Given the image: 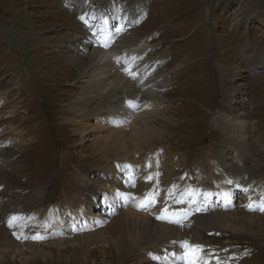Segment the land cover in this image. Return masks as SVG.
<instances>
[{"label": "rangeland", "instance_id": "1", "mask_svg": "<svg viewBox=\"0 0 264 264\" xmlns=\"http://www.w3.org/2000/svg\"><path fill=\"white\" fill-rule=\"evenodd\" d=\"M84 8L92 12V21L105 16L115 25L117 17L124 15L126 20L130 19L125 28L130 32L128 38L149 41L146 44L149 57L146 51L143 53L146 60L156 58L157 63L151 62L165 70L162 79L169 83L160 93L163 98L157 104L152 103L159 95L151 102L156 114L144 115L149 131L141 134L143 147L126 156L136 159L134 165L137 163L138 168L142 157L154 163V167L148 168L158 174L157 183H166V191L158 192L159 197L179 198L189 189L192 191L186 203L200 210L204 201L192 196L200 180L228 179L229 183L237 177L241 186L254 182L264 189V0H0V154H10L7 156L10 162L0 166V196L8 195L18 201L38 191L39 199L29 203L22 217L40 216L41 223L37 220V226L42 229L39 228L37 236L44 237L34 247L40 252L29 254L31 249H24L25 243L35 242L32 237L36 235L27 228L19 238L24 254L11 259L18 248H8L0 264H141L158 253L157 239L149 240L151 253L137 238L123 240L121 249L118 248L114 234L98 245H86L82 252L77 249V242L73 243L74 234L78 233L74 228L66 238L69 244L49 249L52 247L49 242L64 237L63 229L57 228L67 220L61 212L67 210L66 206L74 211L76 201L69 202L79 197L80 192H88L86 182H93L91 186H97L101 195L107 193L105 187L96 184L97 176L90 170L104 168L116 159L109 148H97L92 139L97 135L103 140L110 133L96 129L97 117L91 119V124L87 122L89 130L73 123L76 120L84 123L75 108L86 105L83 94H88L93 82L78 77L89 62L82 52L92 49L82 47L86 42L78 36V28L88 26L94 30L89 19L81 22ZM68 40L78 41L79 49L73 51ZM137 46L145 49L143 43ZM106 75L114 78L112 71ZM233 111L237 115L245 112L251 144L247 150L221 128L222 119ZM127 122L121 131L131 142ZM151 125L155 128L153 133ZM16 130H20L18 139L22 145L12 148L9 141ZM112 167L116 168L113 164ZM119 177L113 179L117 184L121 182ZM108 194L117 200L113 209L120 213L129 208L135 209V215L137 211L152 213L151 209L131 207L135 205V196L129 195L124 200L119 197L123 194L117 196L112 191ZM233 195L234 200L224 205L223 210H232L233 217H242L246 202L240 188ZM213 199L216 197L206 200L211 209L218 204ZM256 205L253 213L262 218L264 211L258 209L264 203ZM75 220L82 221L80 216ZM239 225L202 232L200 242L206 244L201 251L206 250L213 257L215 261L211 264H264V228L237 231ZM228 228L232 231L224 230ZM196 246L187 251H195ZM45 251L51 255L44 258L41 252ZM180 256H175L173 263ZM200 256L206 257V253L200 252Z\"/></svg>", "mask_w": 264, "mask_h": 264}, {"label": "bare ground", "instance_id": "2", "mask_svg": "<svg viewBox=\"0 0 264 264\" xmlns=\"http://www.w3.org/2000/svg\"><path fill=\"white\" fill-rule=\"evenodd\" d=\"M85 8L84 15L80 16V18L85 16L87 19L92 20V12L88 13ZM235 14H237L236 11ZM109 20L110 19L100 20L101 25H98V28L101 34L96 35L95 37H102V39L98 42L97 45L91 44L93 36H90V27L87 26L88 28L84 27V29H82L83 27L80 26V28H78V36L83 37L84 41L86 42V44L84 43L85 45L83 46L81 45V43H79V46L81 45L84 48H88L89 46L92 47L90 51L84 50L82 52L83 55L88 58L89 62L88 64H85L86 70L84 72H78V77H80V79L85 78V80L92 79L93 82L91 84V90L87 92L88 94H83L86 97V105L83 107L79 106L78 108H75L79 113L78 115H81V117L83 118L84 123H81L80 120H76L73 123L84 127L86 130H89L90 127L88 123L91 124L92 118H98L99 123L95 125L96 129L98 131L105 130L107 132H110V135L107 134V136L103 140H100L99 136L93 135L92 139L95 142L97 148L102 149L107 147L110 149L111 153L116 154V159L112 161L113 166L116 168H113L112 164L109 163L106 164L104 168H99V170H90V173L92 175L97 176L95 181L98 182L96 184H98V186L105 187L106 189L104 190L105 192L107 191V193L103 192V194L101 195L102 191L99 190L97 186H91L93 182L91 184H87L86 182L84 187L88 192H80L79 197L76 196L71 202H69L74 203L76 201V208L74 209V211H71L72 209L70 206H66L65 208L67 210L63 213L61 212V214H63L64 217L67 218V220L64 224L61 223L59 224V227H57V225L56 227L60 230L63 229L64 237L52 240L51 243L49 242L50 246H52L49 249H56V247L57 249H61L62 247L59 244H67V240L69 239L66 238H69L68 235H71L70 232L72 231V228H74L78 231V233H73L75 235L73 243L77 242V249H81L80 251L82 252L86 248V245L87 247L94 243L98 245L101 242H105L104 240L108 237L109 234H114V236L117 237L115 243L118 248H120V243L123 240L128 239V241H130V239L133 240L137 238L141 240L142 244H145V250L152 253L153 250L150 249L151 244L149 243V240L152 237L153 239H157L155 244L157 245L156 253H158L154 257H159V259L152 258L151 261L142 260L141 264H175L173 263V260L174 257L178 254H180L181 256L180 260L176 264H183V251L185 249L187 251V249H189L192 245H197L195 247L196 249L200 245H204V247L200 246L199 249L205 248L206 243L204 244V242H200L203 231L205 232L213 230L215 228L223 229L232 227V224L234 225V223L235 225L240 223V225L236 227L237 231L247 227L255 230L256 226H259L263 229L264 216L261 218L260 216H256L258 214H254L253 211H248L250 208L246 207V204L242 211V217H233V215H231L233 213L232 210H223L224 205L234 200L233 194L234 192H237L239 188L241 197L244 202H248L252 207L257 206L256 204L251 202L250 199L252 198H258L259 203H264V198L262 197V189L259 186H256V184L254 185V182H247L246 185H251L245 188L240 187L238 181L236 180L237 177L233 178V180L229 183L226 182L229 181L228 179H222L221 182L200 180L201 182L199 183L198 187H196L194 192L192 193V196L197 198L196 200L199 199L200 201H204V203H201V206H199L200 210H192V208H190L181 197L176 200L174 206H166L167 208H175V211L173 213L175 221L174 224L171 221L161 219L162 216L160 214V209L164 208V203L168 202L167 195L165 197L163 196L159 198V200H153V205L156 206V210L152 209L153 213L150 212L148 214L143 211H137V215H135V209L133 208L125 209L123 213L116 211V209H113L114 211L111 212L107 211V209L117 207V200H113V197L108 194V191L114 192L117 196L123 194L124 196L119 197L124 198V200L134 192L135 198H133V200L135 199V205L131 207L136 206V209L143 208L142 202L145 201L146 197H149L145 196V193L156 189H159L162 193L166 191L165 182H158V187L155 186V182L151 183L152 179L155 176V172L152 167H148H154V163H151V161L142 157L143 160H141L139 164L144 165L142 168H140L139 165L138 168L137 163H135L134 165L136 159H133L132 157L129 159L126 158V156L133 149L134 151H136L140 150L143 147L142 143L144 139L141 138V134H145L149 131V127L146 123L144 115L148 113L156 114V112H152L153 108H151V102L154 100V97H158L160 93H162L164 87L169 83L167 80L162 79V72L165 73V70H163V68L161 67L160 70L158 66L154 65L155 63H157L156 58L150 57L154 64L151 62V60H146V57L143 53L146 51V55L148 56V46H146V44L148 43L141 40L136 41L135 38H128L130 32L126 31L125 28L128 26L127 24L130 19L126 20V17L124 15L122 17H117L115 19V22H117L115 25L112 23L113 21L109 22ZM123 26L124 31L120 35ZM109 34H114L116 37L112 38V40L108 43L101 45V42L105 41L108 36H111ZM73 40H75V38ZM73 40H68V44H72L71 48L74 51L78 48V46L76 47L78 41L72 43ZM141 43H143L146 50L142 49L141 46H137ZM115 61H118V64L114 63ZM88 65H91L89 69L87 68ZM125 69H127V71H125ZM109 71L113 72L114 78H112V75H106V73ZM131 80L132 82H130ZM97 92L98 94H96ZM161 98H163V94H161L160 97L156 98L152 103L157 104L156 101H161ZM93 99H95V101H98H94V103L90 105V102ZM129 100L137 102L139 106L138 110L130 113L131 109L128 106ZM1 103L2 99L0 98V105ZM141 106L145 107L140 108ZM139 112L142 113L139 114ZM242 112V114L237 115L234 114L235 111H233L232 115H228L226 116V118H223L221 128H223L229 138L232 137L234 139V142L237 141L240 146L247 150L251 147V144L249 142L250 137L247 135L249 126L247 124L248 121L246 119L245 112ZM128 113H130L129 116ZM134 115H136V117H134ZM126 121H128V126L126 127L131 128V131L129 132H131L132 134H128L132 136L131 142L127 140L126 133H123L121 131ZM137 121H139V123ZM154 130L155 128H153V131L151 133H153ZM16 131H18L16 135L14 134L12 139L9 141L12 148L22 145L21 141H19L18 139L20 130ZM148 135H145L146 139ZM81 136L85 137V135L82 133ZM132 152L130 154H133ZM7 156L10 157V154L8 152H3L0 154V166L10 162ZM145 161L149 163V165H146ZM121 169L123 171L120 174ZM147 173L151 174V179L145 180L144 176ZM118 176H120V180L122 176L126 177L123 178L125 180L132 179V183L126 186H121L122 180L119 184L114 181ZM136 176H140V178L137 180V184H135L134 182V180H136ZM103 181L104 183H102ZM37 195L38 191H34L27 195L25 198H19L18 201H14L15 198L13 199L8 195H6L5 197L0 196V213H4V215L0 216V218H2L0 220V259L1 257L4 258L7 253L6 249L8 248H18L17 252L14 255L12 254L13 257L11 259H13L18 254H24L22 253L21 249V245L23 243H20L19 238L25 234L27 228H30V233H32V235L35 234L37 236L40 234L39 228L42 229V227L37 226V220L39 223H41L40 216L37 217V215L35 219L27 215L25 216V218L22 217L23 214H26L25 208L29 205V203L35 202L39 199H37ZM211 197H216V199H213V202H218V204L216 205L217 207L214 209H211L212 207H210L206 202V200ZM175 198H178V196H176ZM118 204H121V202H119ZM123 205H126V202H124ZM195 206L196 208L198 207L197 205ZM228 206L231 208L230 204H228ZM188 209H191L192 211H188ZM201 211H203V213H201ZM115 212L117 214H115ZM184 213L185 216L183 217L182 215ZM74 216H80L82 221L78 220L80 222H77ZM88 225H90L91 227L87 228ZM143 225L145 226L144 229L142 228ZM56 227L55 229L58 230ZM64 227L66 228V232L64 231ZM137 228H139L138 232L136 230ZM224 230L229 232L232 231L230 228ZM257 230L260 231V229ZM255 232L253 231V234H255ZM178 239L180 240V243L186 242L185 247L179 248V243H177L176 241ZM17 240L18 242H16ZM34 241L35 242L25 243L27 244V246L24 247V249H31V252H29V254L40 252L34 248L36 245L40 244L39 239H34ZM199 242L203 244H198ZM2 246H4L5 249L1 250ZM169 246H172L174 248H171L167 251L166 248H168ZM63 247L65 249L68 246ZM181 249L184 250L181 251ZM200 252L206 253V257L200 256ZM50 253L51 252L46 251L41 252L44 258L50 256ZM191 253L196 252L191 251ZM196 256L199 259L200 264H211L213 263V261H215L213 257L208 255V252L206 250L197 252Z\"/></svg>", "mask_w": 264, "mask_h": 264}, {"label": "snow or ice", "instance_id": "3", "mask_svg": "<svg viewBox=\"0 0 264 264\" xmlns=\"http://www.w3.org/2000/svg\"><path fill=\"white\" fill-rule=\"evenodd\" d=\"M81 19H83V17H81ZM149 179H151V177ZM250 210H252V209L250 208ZM259 210L260 211H264V206H261ZM161 219H163V217H161ZM32 239H44V237L34 236V237H32ZM195 251L199 252V251H201V249L197 248ZM153 258L154 259H159V257H153ZM191 264H200L199 259L197 258L196 255H193ZM218 264H219V262H218Z\"/></svg>", "mask_w": 264, "mask_h": 264}]
</instances>
